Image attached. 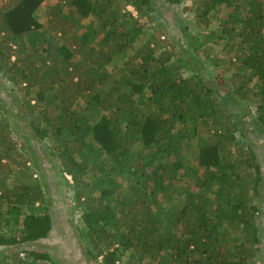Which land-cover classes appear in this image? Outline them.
<instances>
[{"label":"trees","instance_id":"1","mask_svg":"<svg viewBox=\"0 0 264 264\" xmlns=\"http://www.w3.org/2000/svg\"><path fill=\"white\" fill-rule=\"evenodd\" d=\"M7 1L0 74L34 93L27 105L39 115L27 137L49 144L46 157L73 178L88 261L120 264L119 253L132 251L130 264H257L264 175L252 146L237 144L231 98L254 103L264 135V0L194 2L196 25L217 20L209 38L227 41L215 71L187 28L178 47L161 41L154 0ZM8 112L0 99V247L36 249L4 264H63L37 247L53 230L51 195L32 145L19 161ZM91 177L96 196L86 192ZM35 205L44 211L24 215ZM10 226L20 233L5 234Z\"/></svg>","mask_w":264,"mask_h":264},{"label":"rangeland","instance_id":"2","mask_svg":"<svg viewBox=\"0 0 264 264\" xmlns=\"http://www.w3.org/2000/svg\"><path fill=\"white\" fill-rule=\"evenodd\" d=\"M155 1V14L158 16L160 21L166 26L163 33L159 34L161 41L165 44L174 45L178 47L179 42H185L187 30L190 35L200 36L201 42V55L206 57L205 62L209 64L210 71H215L216 69V57L222 59L225 46L227 41L209 38L211 30L217 29L218 21L214 20L211 23L210 28H206L203 25H196V16L194 14L193 4L197 0H183L182 6H172L167 0H154ZM57 0H51L52 4H55ZM9 2L7 0H0V8L8 7ZM128 10L136 13L132 7H128ZM225 11H220L216 15L223 17ZM38 19L41 23L46 21L45 13L39 11ZM212 17H215L214 15ZM154 23H147L145 27L152 29ZM187 28V30H186ZM166 30H168L166 32ZM166 32V33H165ZM158 35V36H159ZM180 45V44H179ZM128 58V57H127ZM122 60H118V65H121ZM223 69L221 64L218 67ZM34 93L30 90L26 92L19 88L13 89L12 85L7 82L0 74V99L5 110L9 111L6 115V120L8 125L6 133L12 139V142L16 143L18 153H20L18 159L19 161H24L26 158L24 153V144L29 146L32 145L34 151L37 153L39 163L43 167L44 171V181L46 188L51 195L49 210L53 218V230L50 236L38 243L39 251L47 252L49 251L53 256L61 260L63 264H101V259L99 262H89V257L86 253V248L90 247V242L88 241V233L85 224L82 220V214L84 213V206H78L76 203V189L73 178L71 176L65 175L61 176L58 173V168L54 160H49L45 154L46 147L49 146L47 143H39L31 138L27 137L30 131V122L32 119L39 115L38 111L33 110L28 106V101L33 99ZM236 104H232L233 110L237 114L241 121V127L243 133L237 134V144L243 145L248 144L252 146L258 156V160L261 164L263 175H264V135L254 126L253 113H254V103L244 102L243 104H238V102L231 98ZM230 98L228 101L231 103ZM34 103V102H33ZM4 113V112H3ZM22 146V147H21ZM188 161L195 164L196 155L195 152L191 151L186 155ZM30 164H28L29 166ZM37 177V174L34 176ZM64 177V178H63ZM119 181L122 185L125 183V177L118 176ZM86 181H90L88 185V193L92 196L98 195L96 189L95 180L93 177ZM264 195V191H263ZM178 200V197H172L168 202V205H173V203ZM44 208L40 205H35L32 207L24 208V215L27 214H37L42 213ZM262 213L260 219V225L262 228V237L264 240V203L262 204ZM19 227L10 226L3 229L5 234L9 232L20 233ZM36 247V246H35ZM263 250L258 259L257 264H264V244H262ZM36 248L20 246L18 248H7L0 247V264L12 263L14 259L11 255L13 252H21V257H25L24 251H30ZM121 257L120 264H130L132 259V251H124L119 253ZM12 258V259H11ZM138 264L139 262L136 261ZM145 264L146 261H141Z\"/></svg>","mask_w":264,"mask_h":264}]
</instances>
